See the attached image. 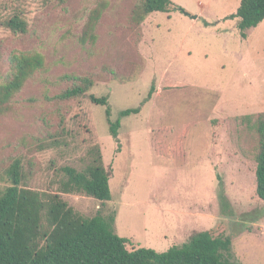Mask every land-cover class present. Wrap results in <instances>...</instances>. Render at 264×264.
Segmentation results:
<instances>
[{"label":"rangeland","instance_id":"374dc122","mask_svg":"<svg viewBox=\"0 0 264 264\" xmlns=\"http://www.w3.org/2000/svg\"><path fill=\"white\" fill-rule=\"evenodd\" d=\"M144 1L0 0V92L14 55L45 59L0 104V174L20 159L27 186L56 192L61 169H85L99 145L112 201L63 195L78 214L116 211L120 237L160 254L222 225L233 264H264L255 176L264 22L243 38L231 18L242 0H171L175 9L141 23ZM15 17L24 33L9 27ZM82 80L92 83L85 96L60 98ZM91 97L108 98L111 120L121 122L117 139L107 107Z\"/></svg>","mask_w":264,"mask_h":264},{"label":"trees","instance_id":"16d2710c","mask_svg":"<svg viewBox=\"0 0 264 264\" xmlns=\"http://www.w3.org/2000/svg\"><path fill=\"white\" fill-rule=\"evenodd\" d=\"M171 0H145L139 7L141 23L156 12H171ZM183 11V9H182ZM242 37L264 22V0H242L236 16ZM9 27L24 33L27 24L18 17ZM14 75L2 87L0 104L20 93L29 79L45 67L41 54L14 55ZM64 91L60 98L72 100L85 96L92 88L89 80ZM152 91L150 96H152ZM93 103L107 107L110 131L118 138L121 122L111 120L107 97H91ZM140 109L123 111L121 117L138 114ZM259 134L255 176L257 196L264 202V114L255 122ZM89 164L83 170L61 169L56 192H43L27 186L24 164L16 160L0 174V264H233V239L224 226L195 233L188 242L160 254L151 249L135 248L116 233V211L108 215L84 218L63 199L77 195L103 204L112 201L110 174L105 168L99 145L88 152ZM132 247V249L129 248Z\"/></svg>","mask_w":264,"mask_h":264},{"label":"crops","instance_id":"0c3cea01","mask_svg":"<svg viewBox=\"0 0 264 264\" xmlns=\"http://www.w3.org/2000/svg\"><path fill=\"white\" fill-rule=\"evenodd\" d=\"M200 5H202V4H200ZM252 30V29H251ZM250 31V30H249ZM249 31H248V34H247V38H248V36H249Z\"/></svg>","mask_w":264,"mask_h":264},{"label":"water","instance_id":"95a60500","mask_svg":"<svg viewBox=\"0 0 264 264\" xmlns=\"http://www.w3.org/2000/svg\"><path fill=\"white\" fill-rule=\"evenodd\" d=\"M197 17H195V19H196Z\"/></svg>","mask_w":264,"mask_h":264}]
</instances>
